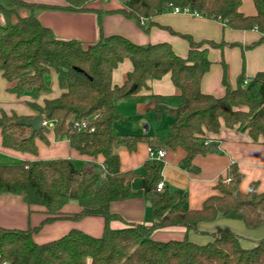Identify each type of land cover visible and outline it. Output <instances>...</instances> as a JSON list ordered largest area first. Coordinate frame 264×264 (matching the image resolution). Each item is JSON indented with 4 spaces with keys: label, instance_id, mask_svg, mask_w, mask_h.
Returning <instances> with one entry per match:
<instances>
[{
    "label": "trees",
    "instance_id": "trees-1",
    "mask_svg": "<svg viewBox=\"0 0 264 264\" xmlns=\"http://www.w3.org/2000/svg\"><path fill=\"white\" fill-rule=\"evenodd\" d=\"M26 9L27 15L16 22L17 11H2L6 20L0 22V71L13 85L10 91L19 97L31 93L34 99L48 92L46 76L55 72L64 92L59 98L47 100L43 107L30 106L45 121L55 126L57 140L67 139L82 155L104 157V169L99 172L91 163L78 169L70 160L50 161L24 166L0 165V194L23 196L31 206L46 208L51 222L61 216L67 204L76 202L81 212L70 217H102L106 229L101 238L72 230L62 238L46 244H36L32 236L39 230H5L0 228V264H264V237L250 239L228 229L216 233H200L210 239L199 244L188 237L182 241L158 242L156 231L184 227L196 233L201 223H211L222 217L238 220L249 230L264 227V193L253 184L248 193L240 190L242 175L234 167L226 180L217 185L219 195L205 201L203 208L192 211L187 196L180 192L160 194L155 189L161 179L163 163L147 162L140 190L132 188L135 172H122L120 152L134 151L145 137L122 134L121 125L130 121L116 108V102L137 95L148 82L171 74L181 90L180 104L174 109L158 111L169 115V133L165 146L183 148L186 158L182 166L192 168L198 155L209 153L204 145L207 133H218L224 123L228 128L248 131L254 140H264V71L251 84L240 77L236 89L224 80L226 94L222 98L203 93L201 82L211 67L208 46L216 43L190 41L187 58L178 56L168 43L139 46L120 37H105L89 46L78 40H62L44 27L38 13L49 7L9 0ZM122 12L129 18L146 24L153 17L171 12L173 7L189 8L198 16L219 21L233 30H257L264 43V0H254L258 15L246 17L239 9L242 0H122ZM69 11H86L90 0H64ZM130 61L133 71L123 86L113 84L118 66ZM133 86L137 90L131 92ZM23 118L3 116V144L6 148L36 153V139L46 133L44 128L31 137L32 128L18 125ZM32 119V118H28ZM87 123V128L76 126ZM73 124V127L70 124ZM91 128L94 131L91 132ZM104 174V177H103ZM150 196L152 222L149 225L128 224L123 229H111L112 221L120 220L111 211V204L140 196ZM251 241L252 247L243 243Z\"/></svg>",
    "mask_w": 264,
    "mask_h": 264
},
{
    "label": "crops",
    "instance_id": "crops-1",
    "mask_svg": "<svg viewBox=\"0 0 264 264\" xmlns=\"http://www.w3.org/2000/svg\"><path fill=\"white\" fill-rule=\"evenodd\" d=\"M29 4L45 5L49 8L38 13L40 23L49 28L53 34L62 40H78L83 45L95 44L103 34L105 37L120 36L139 46L168 43L175 53L187 58L190 51L191 39L194 43H216L221 47L208 46V57L211 67L203 77L201 90L203 93L222 98L226 94L224 80L231 89H236L240 77L254 79L259 72L264 71V43H259L262 35L255 29L233 30L223 23L202 16L192 14H174L165 12L153 17L146 24L126 16L122 0L90 1L86 11H69L64 9V0H19ZM246 17H255L258 10L254 0H242L240 9ZM20 12L12 16L14 22L26 16ZM133 71L130 61L121 63L114 71L112 81L116 86H123L128 74ZM49 87L47 93L34 99L31 93L19 97L12 93L13 87L0 71V119L3 116L21 118H35L38 115L30 103L43 107L47 100L59 98L64 92L60 87L58 76L51 72L46 76ZM181 90L172 81L171 74L159 80L148 82V88H143L137 95L126 100L116 102L117 110L130 121L119 128L122 134L124 129L132 127L131 118L140 114L156 115L160 120L165 115L168 120V129L163 136L158 137L150 127L140 135L144 141L138 143L134 151L122 150L120 152V167L122 172H135L136 179L132 185L135 192L140 190L141 182L146 175L147 162L160 161L163 163L161 179L166 190L173 194L180 192L187 196V206L192 211L203 208L205 201L220 192L217 185L221 180H226L231 167L242 175L240 190L248 193L255 184L259 194L264 193V140H254L248 131L237 128H228L222 124L216 134L207 133L206 141L210 145L217 144L218 151L198 155L191 169L182 166L186 158V151L179 147L170 149L165 146L169 133L171 117L164 112L157 117L158 111L174 109L180 104ZM133 113V114H132ZM134 115V116H132ZM131 117V118H130ZM43 137L36 139V153L21 152L6 148L3 144V130L0 128V165L24 166L59 160H70L78 169L91 163L99 172L103 170L104 157H89L82 155L70 146L67 139L57 140L55 129L46 128ZM133 135V134H132ZM164 150L166 156L158 160L151 156L150 150ZM113 202L111 211L118 214L120 220L109 224L111 229H123L128 224L149 225L152 222V203L150 196H140L124 201ZM81 212L76 202L64 206L61 216L54 221L45 222L51 216L42 206H29L23 196L13 194H0V228L5 230H23L39 228L32 236V240L39 245L46 244L62 238L72 230H79L92 237L101 238L106 229V222L102 217H86L73 220L70 217ZM220 229H228L238 233L251 241L264 237V227L249 230L245 224L238 220L218 218L211 223H201L196 233H188L181 226L161 229L154 233L153 239L158 242L171 240L182 241L186 237L190 240L206 244L208 236L200 233H216ZM246 241L244 247H252V242Z\"/></svg>",
    "mask_w": 264,
    "mask_h": 264
},
{
    "label": "rangeland",
    "instance_id": "rangeland-1",
    "mask_svg": "<svg viewBox=\"0 0 264 264\" xmlns=\"http://www.w3.org/2000/svg\"><path fill=\"white\" fill-rule=\"evenodd\" d=\"M17 11V12H26V9L21 8L20 5H17L9 0H0V22L5 23V19L2 15V11ZM136 117L135 118H131L132 120V127L131 128H127L124 129L125 133H130L131 135H140L141 133H143V131H145V127H150L151 130L149 131V133H153L156 134V136L161 137L163 136V134L166 132V130L168 129V120L167 117L165 115H162L161 119L158 120L156 119V115L154 114H150L149 116H147V114H140L138 112L132 111ZM132 113V114H133ZM134 116V115H132ZM124 201V200H123ZM117 203H122V202H118Z\"/></svg>",
    "mask_w": 264,
    "mask_h": 264
},
{
    "label": "built area",
    "instance_id": "built-area-1",
    "mask_svg": "<svg viewBox=\"0 0 264 264\" xmlns=\"http://www.w3.org/2000/svg\"><path fill=\"white\" fill-rule=\"evenodd\" d=\"M90 1H96V0H90ZM100 1H107V0H100ZM172 13L174 14H181V13H185V14H192V15H195L193 14L189 8H185V9H181V8H178V7H173L172 10H171ZM198 16V15H196ZM144 24V23H143ZM254 79L252 78H246L245 79V84L248 85V84H251L253 82ZM44 128H48V129H51V130H54L55 129V126L53 123L49 122V121H45L44 120ZM77 127L79 128H82V129H85L87 128V123L86 122H82V123H77L76 124ZM94 131V128H91V132ZM204 145H209L208 142H205ZM150 153H151V156L152 157H155L158 159V160H163L166 156V152L164 150H158L156 151L155 149H151L150 150ZM103 169H104V166H103ZM103 177H104V174H103ZM166 187H165V183L163 180H160V182L157 184V187L155 189L156 193H160L162 194L164 191H165ZM1 258V257H0Z\"/></svg>",
    "mask_w": 264,
    "mask_h": 264
},
{
    "label": "water",
    "instance_id": "water-1",
    "mask_svg": "<svg viewBox=\"0 0 264 264\" xmlns=\"http://www.w3.org/2000/svg\"><path fill=\"white\" fill-rule=\"evenodd\" d=\"M136 90H137V86H133L131 92ZM15 123H17L18 125H25L27 127L32 128L31 137H34L35 134L40 133L44 129V125H43L44 119L40 116H37L32 119L23 118L21 120L15 121ZM70 126L73 127V124L71 123ZM209 151L210 152L218 151V145L217 144L210 145Z\"/></svg>",
    "mask_w": 264,
    "mask_h": 264
}]
</instances>
